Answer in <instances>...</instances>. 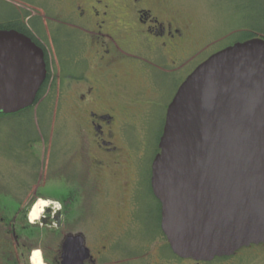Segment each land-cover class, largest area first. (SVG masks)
<instances>
[{
    "label": "flooded vegetation",
    "instance_id": "obj_1",
    "mask_svg": "<svg viewBox=\"0 0 264 264\" xmlns=\"http://www.w3.org/2000/svg\"><path fill=\"white\" fill-rule=\"evenodd\" d=\"M0 4L12 8L0 11V29L32 39L43 49L47 68L31 106L0 113V264H29L36 248L45 264H264V242L210 260L176 254L162 229L153 160L150 177L141 176L143 150L126 143L137 126L134 118L146 115L152 67L178 73L202 50L190 49L189 24L169 0ZM246 40L211 51L194 70ZM133 75L143 79L135 88ZM59 102L74 130L58 129ZM38 198L63 207L55 217L47 207L29 223ZM151 201L160 216L156 230L145 224ZM101 208L109 213L101 217Z\"/></svg>",
    "mask_w": 264,
    "mask_h": 264
},
{
    "label": "water",
    "instance_id": "obj_2",
    "mask_svg": "<svg viewBox=\"0 0 264 264\" xmlns=\"http://www.w3.org/2000/svg\"><path fill=\"white\" fill-rule=\"evenodd\" d=\"M44 51L0 29V113L31 106ZM152 186L162 229L182 257L210 260L264 242V38L210 56L170 103Z\"/></svg>",
    "mask_w": 264,
    "mask_h": 264
},
{
    "label": "rangeland",
    "instance_id": "obj_3",
    "mask_svg": "<svg viewBox=\"0 0 264 264\" xmlns=\"http://www.w3.org/2000/svg\"><path fill=\"white\" fill-rule=\"evenodd\" d=\"M169 5L171 9L179 11L189 24L190 49L202 48V50L178 73L169 69L162 70L152 67L151 81L145 88L146 95L150 97L146 115L142 118L140 117L142 115L138 114L134 118V120L137 118L135 122V126H137L132 131L133 136L126 137L127 144L135 146V149L139 147L138 150H143L141 176L144 177H150L151 163L159 148L166 111L180 83L210 55L211 51L219 50L228 44L247 38L252 29L264 30V0H169ZM3 6L0 4V11L2 9L6 12L12 10L9 5L4 8ZM131 77L135 79L131 82V87L135 86V81H139V79L143 81L138 76ZM55 112L58 117V129L71 131L76 128L74 124L67 122L69 117L65 104L59 102L55 107ZM10 128L14 129L13 126ZM74 140L76 139L70 137L69 144L73 145ZM0 166L2 167V163ZM148 205L149 218L145 224L156 230L160 220L158 208L153 201ZM107 213H109L107 208H101V217ZM110 214L114 216L113 210H110Z\"/></svg>",
    "mask_w": 264,
    "mask_h": 264
},
{
    "label": "clouds",
    "instance_id": "obj_4",
    "mask_svg": "<svg viewBox=\"0 0 264 264\" xmlns=\"http://www.w3.org/2000/svg\"><path fill=\"white\" fill-rule=\"evenodd\" d=\"M50 207V216L55 217L63 205L59 201L38 198L28 212L29 223H36L45 214V208ZM29 264H45L43 252L40 248L33 249L28 257Z\"/></svg>",
    "mask_w": 264,
    "mask_h": 264
},
{
    "label": "trees",
    "instance_id": "obj_5",
    "mask_svg": "<svg viewBox=\"0 0 264 264\" xmlns=\"http://www.w3.org/2000/svg\"><path fill=\"white\" fill-rule=\"evenodd\" d=\"M0 28H2V25H0ZM260 33V34H259ZM254 36H263L264 37V30H257V29H252L251 31H249V34L247 36V38L243 39H249L252 38ZM159 151V149H157V152Z\"/></svg>",
    "mask_w": 264,
    "mask_h": 264
}]
</instances>
